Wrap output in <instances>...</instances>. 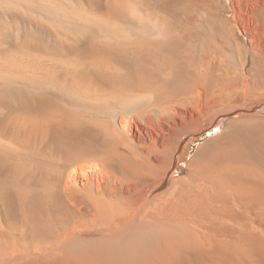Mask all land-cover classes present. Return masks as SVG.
I'll return each mask as SVG.
<instances>
[{"label":"bare ground","instance_id":"obj_1","mask_svg":"<svg viewBox=\"0 0 264 264\" xmlns=\"http://www.w3.org/2000/svg\"><path fill=\"white\" fill-rule=\"evenodd\" d=\"M220 1L206 0V7ZM228 1L232 6L233 35L243 31L248 37V60L252 64L248 68L233 49L232 60L235 58L241 71L228 81L208 74V66L206 73L182 66L176 72L161 67L159 75L149 79L119 82L115 77L120 71L118 66L103 60L101 54L109 45L114 48L113 44L122 43L129 31L126 29L125 33L124 28L123 32L122 26L116 29L111 20L100 26L103 38L88 37L91 41H84L87 46L82 45V40L75 45H66V39L62 40L68 50L65 54L73 56L68 60L59 56L58 61L63 60L62 71L58 69L64 74L61 82L53 80V72V79L38 74L33 83L27 81V85L43 91L59 92L62 103L45 96L32 107L36 117H15L6 129L0 122V153H20L13 143L25 133L30 147L46 161L47 176L52 180L50 186L46 181L48 187L41 192L20 185L19 178L26 180L29 173L24 167L14 183L7 178L8 183L12 182L7 185L18 192L14 196L11 190L2 191L8 217L16 226L8 227L11 219L3 220L0 214V264H194L195 258L206 264L208 260L238 257L237 240L223 242L218 238L228 225L233 227L234 219L244 223L241 218L254 221L257 213L264 217V181L257 192L249 184L246 189V182L242 183L245 189H239L231 183L239 179L233 168H229L232 172L227 171L236 178L222 169L224 163L217 171L218 159L224 154L217 149L228 147L226 134L202 143L186 166H179L195 140L233 113L226 111L231 101L253 102L248 110H236L243 114L258 112L264 103V97L256 95H264V0ZM18 5L24 6L20 2ZM51 12L55 14L53 9ZM143 12L145 19L130 23L129 38L151 40L164 36L166 27ZM229 39L228 44L233 47L235 41ZM53 57L50 55L51 60ZM56 99L59 102L61 98ZM39 174L35 175L41 177ZM217 249L226 255L216 256Z\"/></svg>","mask_w":264,"mask_h":264},{"label":"rangeland","instance_id":"obj_2","mask_svg":"<svg viewBox=\"0 0 264 264\" xmlns=\"http://www.w3.org/2000/svg\"><path fill=\"white\" fill-rule=\"evenodd\" d=\"M42 1L41 0H37V1L36 0H0V115H1L0 122H1V127L3 129L8 128L9 125L11 124V121L15 117L24 118L26 120L31 118V116L32 118L36 117L35 114L37 112H34L32 110V107L35 104H37L39 100L43 99V97L45 96L48 98H52L51 100L54 103H58V104L62 103L61 101L63 99V95L60 94L59 92L57 91L49 92L46 90L43 91L40 88L38 89V87H34V85L32 84L31 86L27 85L30 84L27 81H32L33 77L38 76V74L40 77L46 78L47 75L51 79H53L51 77L52 76L51 72H53L55 73L53 74L55 75L53 77L54 78L56 77V79L53 80L57 81L58 83L61 82L64 74L61 72H60L62 74L61 76L60 75L57 76V74H60L58 72L62 71L61 62L63 60L58 61L61 59V58L59 59V56L61 57L62 55V59L64 60L65 59L68 60L73 56V54L69 56L68 52H67L68 55L65 54L66 51H68L66 45L70 43L75 45L76 42L81 43L82 40L83 41L82 45L87 46L88 42L91 41V40H87L88 37H89L88 39H90V37H92L91 39H93L94 37L95 38L94 40H99L100 38H103L102 32L100 30V26L105 24L107 20H109V22L110 20L115 21L116 23L115 27L117 26L116 29L117 28L119 29V27L122 26L121 27L122 31L125 28L124 30L126 33L127 30L130 32L129 27H132L131 26L132 24L130 25L132 21L137 22L145 19V16L143 15L144 14L143 11H145V14L148 13L151 20L158 22L160 21L159 23L160 24L162 23V25L166 27V34L160 38L157 37L151 40H137L134 39L133 37L129 38L130 35L128 32L126 33L127 35L126 37H124L125 39L123 40V42L118 43L119 45L113 44L114 48L113 47L111 48L109 47L110 45L109 46L107 45L109 49L108 47H106L107 50L106 48L105 50L102 49L101 57H103V60L105 59V61L108 62L109 64L112 65L114 64L113 66L115 67L118 66L117 68L120 71L118 75H115V77H117L119 82L127 83L129 81L142 77L143 79L145 78L149 79L154 77L155 75H159L160 73L159 71H161V67H163L162 69H165L167 71L176 72L182 66H185V70L190 68L192 70L199 69L201 71L203 70V73H206V69H207L206 66H208L209 69L208 71H210L208 74L214 73L213 75L214 77H216L217 80L225 81L226 79L228 81L234 75V73H236L237 71H241V67L235 63V58L234 61L232 60L231 52L233 51V49L238 52V56L240 60H242L243 62H247L246 65L248 64L247 65L248 68L252 66V64L250 63L251 60L250 59L248 60V56L249 58H251L248 37L244 35L243 31H238V35H233L234 33L232 26L233 22L231 21L233 13L231 9L232 6L228 0H221L219 4L216 3L210 8L208 6L206 7V0H42ZM195 1L196 2L199 1L200 4L199 5L194 4ZM19 2L20 4L22 3L24 4L23 6L24 8L22 7V5H18ZM53 6L64 11L65 12L63 14L64 16L62 15L63 12L62 13L60 12L61 13L60 14L59 13L60 10L59 11L55 10L56 8ZM52 9L53 12L55 11V14L53 13L54 15H52L51 12ZM57 16L62 17L61 21H59L60 18L59 17L57 18ZM53 18H55L56 20ZM77 18H80L81 20L79 21V19ZM82 19L85 21H83ZM102 19L105 21L103 22ZM52 20L55 23H53ZM125 22L126 23L129 22V23L124 24ZM92 23H94L96 26H94V24ZM107 23L108 22H106V24ZM88 24H92V25L90 26ZM111 24L112 22L109 25ZM113 25L112 27L115 29ZM96 28H98L99 31L96 30ZM97 33L98 34L100 33V35L97 36ZM231 37L235 41L233 43L234 48L232 46H229L228 44V41L231 40L229 38ZM72 38H76V39H72ZM62 40L64 42L66 41L67 44L65 45V43ZM85 40L87 41L86 42L87 44L84 43ZM110 49H113V51L115 52L112 53V50ZM103 53L106 55V57L104 56ZM52 54L53 56L56 57V58L53 57L54 60L53 59L51 60L52 57L50 58V55L52 56ZM208 57H210L212 60ZM109 58L111 61L109 60ZM39 59L42 61H38ZM49 59L51 61H49ZM207 61L209 62L207 63ZM206 63L209 64L210 66L206 65ZM56 65H58L59 67L58 66L53 67ZM41 68L44 70H42ZM54 70L56 71L54 72ZM42 72H44V74ZM46 72H49V74ZM218 74H221V76H216ZM25 77L28 78L26 79ZM31 83H33V81ZM179 85H182V81L180 82ZM32 87H34L35 89ZM32 89H34L35 92L38 93V95H35L37 93H35L34 90ZM37 89L39 91L41 90L42 91L39 92ZM45 92L46 93L48 92L49 94L47 93L48 94L47 95ZM256 95L264 97V95L261 94H256ZM53 96H54V100H53ZM55 97L61 98L59 99L60 101L58 102V99H56ZM252 104L253 102L251 100L243 101V99H237L231 101L227 105L226 111L233 113L227 115L223 119V121L219 124L218 127L204 133L199 139L195 140L191 144L189 155L180 162L179 166L181 167L186 166L187 161L191 157H193V155L196 153L197 149L202 143L217 138L222 134H226L228 147L225 149L223 147L217 149V151L222 150L221 152H223L224 154H222L221 157H219L218 159L219 164L217 163L216 166L218 167L222 165L221 163L225 164V162L226 163L230 162L231 164L227 163L226 167L224 166V164L223 167L222 166L221 167L229 176H233L234 178H236V176L237 177L239 176L238 177L239 179H237L240 182L239 184L237 180H234L235 182L233 181L231 183L232 184L234 183L233 184L234 186L236 183V186L239 189H245L242 186L244 184L243 182H246L247 183L246 189L250 185V187L255 189L254 191L257 192L256 190L260 188V185L264 181V177L263 179H261L262 176L264 175L263 173L264 172V103L262 104L258 112H252V113L247 112L244 114L239 113L240 110H244V111L248 110ZM237 109L240 110L236 111ZM3 111L5 112L2 114ZM17 113H19L18 116H16ZM2 115H4L6 118L4 116L2 117ZM21 134L22 136L17 137L16 140L17 143H13L15 148L17 147L19 148V150H21L20 153L18 151L17 152L9 151V154H6L5 152L3 154L0 153V179H1L0 180L1 183L0 184V214L3 215L2 219L6 221L10 220L11 218L8 217L10 214L7 211V206L5 205L2 191L8 189L11 190V192H13L14 196H17L18 192L13 190L12 189L13 187H9L8 185H11L10 183L12 182L14 183V180L18 179L19 176H21L20 172L22 173L23 167L26 169V172L29 173L27 174L28 177L27 176L25 177L26 180L19 178L21 182L20 185L21 186L24 185L25 187L29 186L31 188V191L33 190L32 188L34 189L37 188L39 191L44 192L45 191L44 188H46L48 184L50 186L51 184L50 181H52L51 177H49L50 175L47 176L48 174L47 172L48 170L46 171L47 165H44L45 164L44 162L46 161L45 160L43 161V159L39 158L36 152L33 150V148L30 147L29 143L24 138L25 133L22 132ZM14 153L16 154L14 155ZM24 161L26 162V165ZM232 161L235 163H233ZM31 162L33 164H31ZM41 164L42 166H40ZM232 164H234L235 166ZM229 168H233L234 171ZM44 169L45 171H43ZM218 170H220L219 167L217 168V171ZM227 170L229 172L233 171V173H235L236 176H234V174L232 173H229ZM184 171L185 170L183 171L180 170V173L181 172L183 173ZM3 172L4 174L2 175ZM38 173H40L39 175L42 174L41 177L35 175ZM35 176L37 179H35ZM7 178H9L10 181L12 180V182L9 181L8 183L9 179ZM244 178L246 179V181ZM251 179L253 184L252 183L250 184ZM256 179H260V180H256ZM4 181L7 182L5 183ZM46 181L48 182V184ZM255 184L258 185L259 187L257 188V186H253ZM41 194L42 193H40V195ZM257 214L253 215L255 219L254 221H251L248 217L247 219L245 217L241 218L243 219L244 223L247 220L245 224L242 223V220L241 221L239 220L241 224L236 219L232 220V223L234 224L233 227L228 225V228L225 231V233L223 232V235H221L220 238H218V241L222 239L221 241L224 240L225 242H227V239L237 240L238 243L241 245V246L239 245L238 257L231 260L228 259V261L208 260L206 261V264H264V230H263L264 217L260 216V214L258 215ZM255 217L258 219H256ZM250 221L253 223L251 224ZM255 221H256V225H255ZM10 223L12 226H10ZM206 223L207 222L205 221L204 223L205 226H207ZM243 224L245 225L244 228H243ZM13 225L16 226L14 220L11 219L8 223V227H14ZM230 225H232L231 222ZM236 226L237 227L240 226V227L237 228ZM253 227L255 228V230ZM249 228L251 233L249 232ZM231 232L233 235L231 234ZM253 232L256 234L258 232L259 233L258 236L256 234H254L256 235L254 236L252 234ZM222 236L223 238H221ZM237 237L239 238L237 239ZM250 237L252 238V240L249 239ZM253 239L257 241L254 242ZM206 241L208 240L206 239ZM251 241L253 242L252 243L253 245L251 244ZM251 248L255 250L253 251V249ZM216 253H217L216 256L218 257L221 255H226L225 251L218 249ZM237 258L240 262L237 260ZM196 260L197 259L195 258L196 263L194 262V264H203L201 263V261L198 260L196 261Z\"/></svg>","mask_w":264,"mask_h":264}]
</instances>
